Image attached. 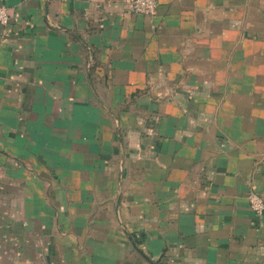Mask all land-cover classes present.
<instances>
[{"label":"crops","instance_id":"obj_1","mask_svg":"<svg viewBox=\"0 0 264 264\" xmlns=\"http://www.w3.org/2000/svg\"><path fill=\"white\" fill-rule=\"evenodd\" d=\"M0 0V264H264V0Z\"/></svg>","mask_w":264,"mask_h":264},{"label":"built area","instance_id":"obj_2","mask_svg":"<svg viewBox=\"0 0 264 264\" xmlns=\"http://www.w3.org/2000/svg\"><path fill=\"white\" fill-rule=\"evenodd\" d=\"M131 7L134 12L142 14H153L156 12L159 0H131ZM9 22V14L5 7H0V23L7 26ZM248 202L251 208L257 213L264 212V197L256 190L250 191L248 194Z\"/></svg>","mask_w":264,"mask_h":264}]
</instances>
